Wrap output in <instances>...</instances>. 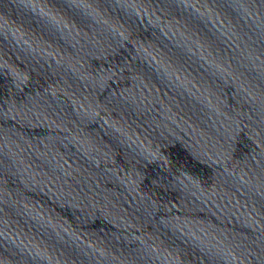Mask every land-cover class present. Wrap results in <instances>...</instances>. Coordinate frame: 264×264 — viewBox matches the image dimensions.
<instances>
[{
  "label": "water",
  "instance_id": "1",
  "mask_svg": "<svg viewBox=\"0 0 264 264\" xmlns=\"http://www.w3.org/2000/svg\"><path fill=\"white\" fill-rule=\"evenodd\" d=\"M0 264H264V0H0Z\"/></svg>",
  "mask_w": 264,
  "mask_h": 264
}]
</instances>
